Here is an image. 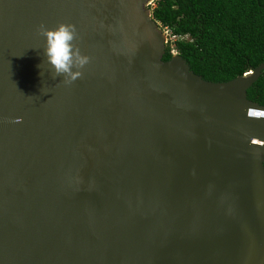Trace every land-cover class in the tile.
Wrapping results in <instances>:
<instances>
[{
  "label": "water",
  "instance_id": "1",
  "mask_svg": "<svg viewBox=\"0 0 264 264\" xmlns=\"http://www.w3.org/2000/svg\"><path fill=\"white\" fill-rule=\"evenodd\" d=\"M152 1L0 0V264H264V60H162ZM58 22L89 57L70 84Z\"/></svg>",
  "mask_w": 264,
  "mask_h": 264
},
{
  "label": "trees",
  "instance_id": "2",
  "mask_svg": "<svg viewBox=\"0 0 264 264\" xmlns=\"http://www.w3.org/2000/svg\"><path fill=\"white\" fill-rule=\"evenodd\" d=\"M174 48L202 78L226 81L264 60V0H153L148 5ZM247 98L264 105V68L246 90Z\"/></svg>",
  "mask_w": 264,
  "mask_h": 264
},
{
  "label": "clouds",
  "instance_id": "3",
  "mask_svg": "<svg viewBox=\"0 0 264 264\" xmlns=\"http://www.w3.org/2000/svg\"><path fill=\"white\" fill-rule=\"evenodd\" d=\"M152 3L153 1L150 4ZM161 29L164 31V28ZM36 30L43 38V53L52 73L62 75L66 84L79 78L82 74L80 69L88 63L89 57L82 54L73 44L76 35L74 25L58 22L54 27L48 28L41 24ZM172 54L177 52H171Z\"/></svg>",
  "mask_w": 264,
  "mask_h": 264
},
{
  "label": "built area",
  "instance_id": "4",
  "mask_svg": "<svg viewBox=\"0 0 264 264\" xmlns=\"http://www.w3.org/2000/svg\"><path fill=\"white\" fill-rule=\"evenodd\" d=\"M164 32H165V43H167L168 41H170L171 39H174V36L170 37V32L167 28H164ZM172 53H176V50L174 48H172L171 50Z\"/></svg>",
  "mask_w": 264,
  "mask_h": 264
}]
</instances>
